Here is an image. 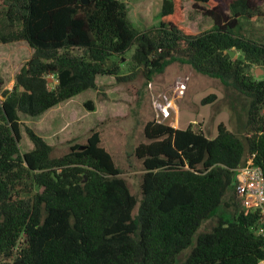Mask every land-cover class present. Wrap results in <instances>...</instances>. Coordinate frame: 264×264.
<instances>
[{
	"label": "trees",
	"instance_id": "1",
	"mask_svg": "<svg viewBox=\"0 0 264 264\" xmlns=\"http://www.w3.org/2000/svg\"><path fill=\"white\" fill-rule=\"evenodd\" d=\"M181 3L163 0L158 26L139 31L119 0H0V44L24 42L33 50L11 90L0 93V264L264 260L258 213H245L234 190L235 169L248 156L264 173V81L247 71L264 69V41L243 33L244 22L264 17V0H193L212 21L198 34L182 26ZM132 47L130 62L148 81L177 63L244 98L243 134L218 123L209 138L192 124L148 121L147 142L133 150L143 168L139 201L98 132L52 157V147L25 127L33 149L20 154L19 114L37 117L96 89L100 76L119 80Z\"/></svg>",
	"mask_w": 264,
	"mask_h": 264
},
{
	"label": "rangeland",
	"instance_id": "2",
	"mask_svg": "<svg viewBox=\"0 0 264 264\" xmlns=\"http://www.w3.org/2000/svg\"><path fill=\"white\" fill-rule=\"evenodd\" d=\"M119 1L126 6L134 28L145 31L158 26L163 0ZM192 4L193 0H182V26L191 34L209 30L211 19L194 10ZM243 27L245 35L264 41V17L244 22ZM133 51L134 47L124 55L119 80L100 76L96 78V89L85 91L37 117L19 114L20 154L33 149L25 127L52 147V157L67 153L71 145H85L91 132H98L100 146L111 155L121 172L120 177L125 180L131 195L139 201L143 168L133 150L138 144L147 142L143 127L148 121L180 129L192 124L209 138L216 134L218 123H224L234 133L243 134L246 120L244 98L226 90L218 80L199 75L189 66L177 63L167 66L163 74L148 81L131 64ZM32 52L24 42L0 44V82L6 85L13 80L14 85V73ZM247 70L255 80L264 81V69L254 65ZM2 89L0 84V93ZM212 94L216 96L212 103L201 104L203 98ZM87 102L92 103V109L85 107ZM136 212L137 207L133 214ZM213 224V221L203 224L200 231L209 230Z\"/></svg>",
	"mask_w": 264,
	"mask_h": 264
},
{
	"label": "built area",
	"instance_id": "3",
	"mask_svg": "<svg viewBox=\"0 0 264 264\" xmlns=\"http://www.w3.org/2000/svg\"><path fill=\"white\" fill-rule=\"evenodd\" d=\"M49 86L56 84L54 75L46 76ZM255 155L247 157L244 165L235 169V194L245 213L257 212L259 224L255 228L258 236L264 237V173L254 162ZM256 264H264V260Z\"/></svg>",
	"mask_w": 264,
	"mask_h": 264
},
{
	"label": "crops",
	"instance_id": "4",
	"mask_svg": "<svg viewBox=\"0 0 264 264\" xmlns=\"http://www.w3.org/2000/svg\"><path fill=\"white\" fill-rule=\"evenodd\" d=\"M21 67H22V66H21ZM17 72H18V70H17L14 74H16ZM0 84L3 85V89H2V91H3V90H11L10 87L13 85V80H12L11 82H9L8 84H6V85H5V83H2V82H0ZM0 99H1V97H0ZM178 129H180V128H178ZM215 135H216V134H215ZM215 135H213V137H215ZM213 137H212V138H213Z\"/></svg>",
	"mask_w": 264,
	"mask_h": 264
},
{
	"label": "water",
	"instance_id": "5",
	"mask_svg": "<svg viewBox=\"0 0 264 264\" xmlns=\"http://www.w3.org/2000/svg\"><path fill=\"white\" fill-rule=\"evenodd\" d=\"M81 3H82V4H86V3H87V0H81ZM228 53H229V55H230L231 57L234 56V52H233L232 50H229ZM247 71H248V70H247ZM83 182H85V180H84Z\"/></svg>",
	"mask_w": 264,
	"mask_h": 264
}]
</instances>
